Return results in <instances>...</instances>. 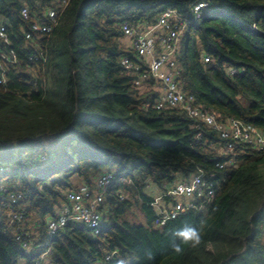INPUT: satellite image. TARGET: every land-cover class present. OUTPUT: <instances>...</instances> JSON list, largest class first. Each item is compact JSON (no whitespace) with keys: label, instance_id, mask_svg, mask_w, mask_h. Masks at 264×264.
<instances>
[{"label":"trees","instance_id":"16d2710c","mask_svg":"<svg viewBox=\"0 0 264 264\" xmlns=\"http://www.w3.org/2000/svg\"><path fill=\"white\" fill-rule=\"evenodd\" d=\"M57 1L0 0L9 42L0 49L17 60L0 85V264H34L47 248L50 264H264V151L242 147L236 165L220 169L218 134L184 111L147 106L157 93L142 86L152 82L136 88L120 64L130 56L124 22L175 10L189 22L177 57L183 92L264 134V0H66L50 35L24 40L31 21L21 10L41 16ZM198 171L219 181L215 199L154 227L148 187L164 191ZM105 174L99 235L69 224L49 240L46 222L65 193ZM11 194L41 238L38 253L8 226ZM134 206L142 224L127 219Z\"/></svg>","mask_w":264,"mask_h":264},{"label":"built area","instance_id":"2783aa9c","mask_svg":"<svg viewBox=\"0 0 264 264\" xmlns=\"http://www.w3.org/2000/svg\"><path fill=\"white\" fill-rule=\"evenodd\" d=\"M66 5V0H58L52 4L51 8L44 10L41 16H32L27 8H23L22 19L31 21L24 33V40L31 41L35 36L50 35L57 25L59 14ZM207 6V1L197 3L193 10L194 19H199L200 11ZM188 24L187 19L171 9L163 11L154 23L133 27L128 22H124L121 25V31L124 39L129 42L127 48H129L130 56L123 57L120 64L134 78L133 84L136 88H140L147 82L160 85L161 90L156 92V99L148 102L147 106H152L156 110L184 111L190 118L215 131L225 142L221 155L227 160L222 165H218L220 169H225L236 165V155L242 151V147L263 152L264 134L251 125L233 119L220 120L200 110L194 106L192 96L183 92L179 81L177 54L181 37L186 32ZM5 26H7L5 22L0 25V42L9 46ZM39 55L42 56L41 53ZM16 63L13 50L3 52L0 49V85H5L7 82L4 65L13 66ZM1 172L2 169H0ZM214 178L213 174L206 177L203 172L198 171L190 179L175 182L162 191L159 197H153L151 207L155 212L154 227H162L182 213L204 209L215 199L219 188V181ZM111 181L112 175L105 174L96 180L94 186L81 185L77 190L66 192L64 202L56 209L55 215L46 222L48 239L50 240L69 224L79 225L89 230L92 235H99L103 224V212L100 207L105 200ZM0 190L4 194L8 193L4 187ZM17 199L18 196L13 194L8 197L10 211L8 226L14 231L15 240L21 243L22 249L25 251L35 249V253H38L43 247V244H39L41 238L37 236V232L31 233V227L27 226L23 213L12 208ZM1 207L4 208V203ZM111 257L112 255H107L105 260L108 261ZM17 264L27 263L20 260ZM34 264H50L48 248L38 260L34 261Z\"/></svg>","mask_w":264,"mask_h":264},{"label":"rangeland","instance_id":"374dc122","mask_svg":"<svg viewBox=\"0 0 264 264\" xmlns=\"http://www.w3.org/2000/svg\"><path fill=\"white\" fill-rule=\"evenodd\" d=\"M125 42L128 44L129 42L127 40H125ZM180 52V47L178 50V53ZM177 57L179 58V54L177 55ZM152 88L156 91L159 92L161 90L160 85L159 84H154L152 85ZM150 193V192H149ZM151 194L154 197H159L162 194V191H158L157 189H152ZM127 219L130 220L133 223H140L142 224L144 222L142 214L140 212V210L138 208H136L135 206L132 207L131 211L127 214Z\"/></svg>","mask_w":264,"mask_h":264},{"label":"crops","instance_id":"0c3cea01","mask_svg":"<svg viewBox=\"0 0 264 264\" xmlns=\"http://www.w3.org/2000/svg\"><path fill=\"white\" fill-rule=\"evenodd\" d=\"M142 88H144V89H149V90H151V91H153V92H156L152 87H149L148 85H143L142 86ZM151 88V89H150ZM152 189H153V187H149V191H150V195L152 196V197H154L152 194H151V191H152ZM154 189H156V188H154Z\"/></svg>","mask_w":264,"mask_h":264}]
</instances>
